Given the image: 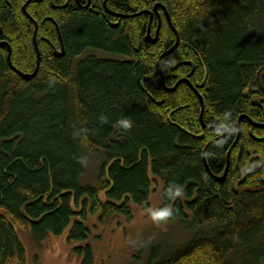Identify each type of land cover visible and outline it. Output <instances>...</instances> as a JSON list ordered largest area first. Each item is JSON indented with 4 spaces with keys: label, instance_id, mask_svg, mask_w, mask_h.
<instances>
[{
    "label": "trees",
    "instance_id": "16d2710c",
    "mask_svg": "<svg viewBox=\"0 0 264 264\" xmlns=\"http://www.w3.org/2000/svg\"><path fill=\"white\" fill-rule=\"evenodd\" d=\"M0 44V264H25L16 227L93 264L88 217L131 219L156 179L190 235L147 264L264 261V0H0Z\"/></svg>",
    "mask_w": 264,
    "mask_h": 264
},
{
    "label": "rangeland",
    "instance_id": "374dc122",
    "mask_svg": "<svg viewBox=\"0 0 264 264\" xmlns=\"http://www.w3.org/2000/svg\"><path fill=\"white\" fill-rule=\"evenodd\" d=\"M83 160L86 170L80 183L95 185L100 158L84 154ZM151 187L148 209L131 205L132 218L129 220L114 215L100 223L96 215L88 217L85 224L90 235L84 243L92 247L93 264H147L154 246L168 252L187 242L190 233L180 224L171 223L168 219L156 223L151 219V212L162 205L163 183L156 179ZM16 232L25 248V264H80V260L72 254L73 247L80 244L69 245L67 231L58 238H48L40 247H36L29 231L16 227Z\"/></svg>",
    "mask_w": 264,
    "mask_h": 264
},
{
    "label": "water",
    "instance_id": "95a60500",
    "mask_svg": "<svg viewBox=\"0 0 264 264\" xmlns=\"http://www.w3.org/2000/svg\"><path fill=\"white\" fill-rule=\"evenodd\" d=\"M83 8H85V7H83ZM154 10L157 11V6L154 7ZM148 13L150 14V17H151L152 14H151L150 12H148ZM56 28H57V32H58V34H59L60 48H59V49H54V54H55L56 56H62V55H63V52H64V50H63V43H62V39H61V36H60V33H59V29H58V27H56ZM157 35H158V28H157V30H156V35H155V37H152V36L149 34V30H148L147 35H146V41L149 42V43H154V42L156 41V39H157ZM0 45H1V44H0ZM37 56H38V50H37ZM8 59H9V55H8ZM158 64H159V60H158ZM37 65H38V61H37ZM37 65H36V68H37ZM192 68H193V65H192ZM32 76H33V75H32ZM22 77H23V78H27V79H29L31 76H30V75H26V74H22ZM143 80H148V78H144ZM161 82L163 83V80H162V79H161ZM181 82H188V80H187L186 78H184V79H180V80H178V81L176 82V85H178V84L181 83ZM176 85H175V86H176ZM199 99H200L201 106H202V109H203V102H202V98H201V96H199ZM251 101H252V104H253V105H259V104H260V96H258V95H253L252 98H251ZM241 119H242V117H239V119H238V124L240 123ZM248 120H249V119H248ZM238 126H239V125H238ZM258 126L264 128V124H262V125H258ZM225 135H227V131L224 132V135H223V136H225ZM227 170H228V164H227V166H226V169H225L223 175H221L220 177L217 178L218 181H222V180L225 178V175H226Z\"/></svg>",
    "mask_w": 264,
    "mask_h": 264
},
{
    "label": "clouds",
    "instance_id": "9594fccd",
    "mask_svg": "<svg viewBox=\"0 0 264 264\" xmlns=\"http://www.w3.org/2000/svg\"><path fill=\"white\" fill-rule=\"evenodd\" d=\"M120 123L126 129L131 126L130 122L127 120L120 121ZM167 192L172 198L182 195L181 188L175 185L170 186ZM172 214L173 213L170 208L156 209L151 212V219L153 220V222L159 223L162 221H166L169 217L172 216Z\"/></svg>",
    "mask_w": 264,
    "mask_h": 264
},
{
    "label": "bare ground",
    "instance_id": "6f19581e",
    "mask_svg": "<svg viewBox=\"0 0 264 264\" xmlns=\"http://www.w3.org/2000/svg\"><path fill=\"white\" fill-rule=\"evenodd\" d=\"M149 30V29H148ZM148 32V31H147ZM147 35V34H146ZM155 35H156V32H155ZM155 37V36H154ZM254 95H257V94H254Z\"/></svg>",
    "mask_w": 264,
    "mask_h": 264
}]
</instances>
